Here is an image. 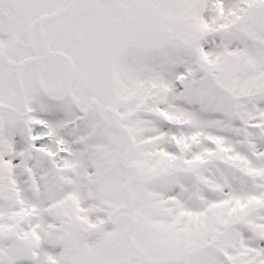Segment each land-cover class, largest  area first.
<instances>
[{
    "label": "snow or ice",
    "instance_id": "snow-or-ice-1",
    "mask_svg": "<svg viewBox=\"0 0 264 264\" xmlns=\"http://www.w3.org/2000/svg\"><path fill=\"white\" fill-rule=\"evenodd\" d=\"M0 264H264V0H0Z\"/></svg>",
    "mask_w": 264,
    "mask_h": 264
}]
</instances>
